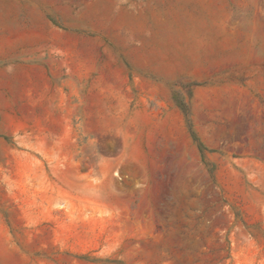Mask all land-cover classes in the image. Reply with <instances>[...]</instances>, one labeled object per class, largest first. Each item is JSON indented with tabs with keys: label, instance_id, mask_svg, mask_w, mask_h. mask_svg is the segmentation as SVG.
Segmentation results:
<instances>
[{
	"label": "rangeland",
	"instance_id": "rangeland-1",
	"mask_svg": "<svg viewBox=\"0 0 264 264\" xmlns=\"http://www.w3.org/2000/svg\"><path fill=\"white\" fill-rule=\"evenodd\" d=\"M260 166L264 0H0V264H264Z\"/></svg>",
	"mask_w": 264,
	"mask_h": 264
},
{
	"label": "crops",
	"instance_id": "crops-1",
	"mask_svg": "<svg viewBox=\"0 0 264 264\" xmlns=\"http://www.w3.org/2000/svg\"><path fill=\"white\" fill-rule=\"evenodd\" d=\"M42 27L43 29L45 28L48 32V35L50 34V36H58L62 31V27H57L55 28L54 25L52 24V22L47 21L46 23L43 22L42 23ZM20 28H21V33L24 34H31L32 31H35V29L37 28V25L32 24L30 22H23L22 24H20ZM55 48L59 49L61 53L63 52L60 46H55ZM35 48H28L26 46H21L20 51L18 53V55H13V54H9L6 56V58H8L9 60H14L15 58H30V57H38V55H36L35 53Z\"/></svg>",
	"mask_w": 264,
	"mask_h": 264
},
{
	"label": "trees",
	"instance_id": "trees-1",
	"mask_svg": "<svg viewBox=\"0 0 264 264\" xmlns=\"http://www.w3.org/2000/svg\"><path fill=\"white\" fill-rule=\"evenodd\" d=\"M179 106H180V108H182V110H184V106H183V105L180 104ZM188 114H189V113L186 112L187 121H188V126H189V128H190V131H191V134H192V136H193L194 141H196V143H197L198 149H199L200 154H201L202 161H205V155H204L205 147H204V145L202 144V142L199 140V138H198L197 134L195 133V131L192 129V124H191V122H190V119H189V117H188Z\"/></svg>",
	"mask_w": 264,
	"mask_h": 264
},
{
	"label": "bare ground",
	"instance_id": "bare-ground-1",
	"mask_svg": "<svg viewBox=\"0 0 264 264\" xmlns=\"http://www.w3.org/2000/svg\"><path fill=\"white\" fill-rule=\"evenodd\" d=\"M255 166H257V165H255ZM255 166H254V167H255ZM260 167H261V166H260ZM258 169H259V168H258ZM258 169H257V170H258ZM259 171H261V172L263 173V175H264V167H261V168L259 169Z\"/></svg>",
	"mask_w": 264,
	"mask_h": 264
}]
</instances>
